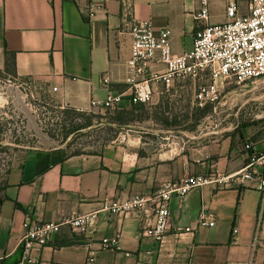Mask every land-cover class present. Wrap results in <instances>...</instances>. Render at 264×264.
I'll return each mask as SVG.
<instances>
[{"label":"crops","instance_id":"1","mask_svg":"<svg viewBox=\"0 0 264 264\" xmlns=\"http://www.w3.org/2000/svg\"><path fill=\"white\" fill-rule=\"evenodd\" d=\"M229 1L208 0L204 24L224 22ZM234 1L237 12L247 14L248 0ZM198 10L197 0H0V68L5 52H11L15 75L62 107L97 110L92 101L122 94L118 108L141 113L145 104L130 101L124 82L131 50L128 22L150 20L156 32L168 30L171 50L180 54L192 47ZM151 67L163 71L165 66ZM208 133L198 130L163 148L129 135L88 154L59 147L26 150L9 169L0 199V253L5 255L0 264H264V194L254 182L234 176L252 150L264 151V142H244L242 131L237 137ZM246 143L251 150L244 149ZM198 174L230 179L195 188L183 200L173 197L161 246L142 234L143 213L99 211L89 237L62 228L35 252V263L20 261L26 221L98 210L105 198L147 194ZM201 217L214 224L197 226ZM188 227L193 231L184 232ZM117 231L120 249L102 248L101 238Z\"/></svg>","mask_w":264,"mask_h":264},{"label":"built area","instance_id":"2","mask_svg":"<svg viewBox=\"0 0 264 264\" xmlns=\"http://www.w3.org/2000/svg\"><path fill=\"white\" fill-rule=\"evenodd\" d=\"M199 10L195 17L199 23L190 50L173 53L169 43V31H155L150 20L131 18L128 28L131 35L130 57L126 61L124 82L130 91V101L147 104L153 90L159 85L168 88L175 81L202 80L194 94L198 105L214 103L221 93L220 87L231 82L242 84L258 81L264 88V0H248V12L241 15L237 5L230 0L225 7L226 20L216 24H204L208 20V0H197ZM125 3V2H124ZM153 64H163L164 70L152 69ZM207 78V80H206ZM103 83L108 77L102 78ZM56 90V87H53ZM122 94H108L104 100L92 101L91 106L113 110L122 101ZM244 149L251 150L246 143ZM242 181L254 182L264 194V151H251L243 167L234 175ZM230 176L219 179L213 174L188 175L177 181H168L153 192L134 194L125 199L105 198L98 210L72 213L59 220L32 223L24 222V234L20 239L21 262L35 263V252L47 246L62 228L89 237L99 211L110 214L143 213L142 234L151 237L159 246L164 242L170 226L169 203L173 197L183 200L195 188L213 182H226ZM214 224L201 217L197 226ZM188 227L184 232H192ZM182 231H179L180 234ZM236 233V229L233 230ZM121 233L104 236L102 248L120 249ZM129 256V252H125ZM5 255L0 253V259Z\"/></svg>","mask_w":264,"mask_h":264},{"label":"rangeland","instance_id":"3","mask_svg":"<svg viewBox=\"0 0 264 264\" xmlns=\"http://www.w3.org/2000/svg\"><path fill=\"white\" fill-rule=\"evenodd\" d=\"M204 79L157 88L141 113L119 108L73 112L44 90L0 68V194L11 166L31 148L59 147L65 153L88 154L110 139L129 135L163 148L198 130L236 137L242 131L244 142H264L261 84H224L214 103L200 106L194 94Z\"/></svg>","mask_w":264,"mask_h":264},{"label":"trees","instance_id":"4","mask_svg":"<svg viewBox=\"0 0 264 264\" xmlns=\"http://www.w3.org/2000/svg\"><path fill=\"white\" fill-rule=\"evenodd\" d=\"M4 71L5 72H12V74L15 75V71H14V61H13V54L11 52H5V64H4V67H3ZM11 69V70H10ZM70 111H73V112H79L78 110H75L73 108H70ZM122 112H126L128 114H136L134 108H130V109H121ZM113 140V139H110V141ZM109 142V141H108ZM73 155H76V154H79V153H71ZM5 188V184L1 190V194H0V199L2 198L3 196V190Z\"/></svg>","mask_w":264,"mask_h":264}]
</instances>
